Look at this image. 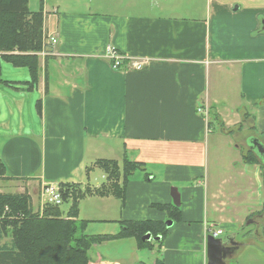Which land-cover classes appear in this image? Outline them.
Instances as JSON below:
<instances>
[{"label":"crops","instance_id":"0c3cea01","mask_svg":"<svg viewBox=\"0 0 264 264\" xmlns=\"http://www.w3.org/2000/svg\"><path fill=\"white\" fill-rule=\"evenodd\" d=\"M42 13L47 44L45 55L38 56V83L31 91L8 87L17 109L10 120L0 112V160L6 170L0 194L28 196L36 213L43 184L98 188L105 174L94 163L120 164L127 157L144 165V179L131 175L118 220L94 222H116L120 228L150 210L154 218L143 220L172 222L162 242L154 241L162 264H207L206 237L214 231L232 247L223 264H239V255L252 244L250 234L264 245L258 174L264 161L247 144L253 138L264 147V0H43ZM51 37L54 45L48 43ZM107 46L147 62L139 71L112 70ZM25 92L39 95L37 119L30 122L22 120ZM214 122L223 129L214 144L231 158L228 174L213 168L216 188L209 190L202 181ZM245 126L249 133L242 137ZM244 149L257 159L251 170L242 160ZM198 177L196 186H189ZM174 183L178 221L153 208L173 205ZM246 189L255 195V207L244 205L252 200ZM252 214L258 218L252 220Z\"/></svg>","mask_w":264,"mask_h":264},{"label":"trees","instance_id":"16d2710c","mask_svg":"<svg viewBox=\"0 0 264 264\" xmlns=\"http://www.w3.org/2000/svg\"><path fill=\"white\" fill-rule=\"evenodd\" d=\"M39 10L31 12L28 0H0V60L15 68H25L29 80L20 83L31 91L39 79L37 53L43 44V13L40 0ZM0 84L10 86L0 79ZM249 165L257 164L254 154L242 157ZM94 166L102 170L105 181L98 188L78 185H59L62 203L70 201V208L63 216L59 206H45L34 213L30 199L21 194H0V264H89L88 252L97 244L114 240L132 238L139 250H150L154 241H142L146 234L152 238H165L168 228L162 221L141 220L123 221L120 231L115 235L76 237L78 229L82 232L87 221L78 220V202L87 196H113L125 201V190L129 177L144 165L123 157L121 163L114 160H97ZM89 168L86 169L88 175ZM5 166L0 160V177L5 175ZM261 183L264 188V166L261 170ZM165 211L169 220L178 221L180 211L174 205H153ZM8 240L1 244V240ZM157 263L162 262L157 259Z\"/></svg>","mask_w":264,"mask_h":264},{"label":"rangeland","instance_id":"374dc122","mask_svg":"<svg viewBox=\"0 0 264 264\" xmlns=\"http://www.w3.org/2000/svg\"><path fill=\"white\" fill-rule=\"evenodd\" d=\"M40 0H29V8L32 11L38 10L40 6ZM43 49L40 50V52L37 53V56L42 57ZM41 54V55H39ZM0 79L2 81H6L10 84V86H5L4 84H0V112L3 114L4 119L10 120V113L12 112V108L17 109L16 106H13L12 103H10L11 99L9 95L10 93H15L11 90V88H23V86L20 83L27 82L29 78V73L25 68H15L9 63L4 62L3 60H0ZM25 95H28L27 99L23 102V116L22 120L25 122H30L31 119L36 118V110H35V102L38 100L39 95L36 94V92H31L30 94H27L25 92ZM16 112V111H14ZM37 119V118H36ZM20 120V116L17 113L15 116V122H18ZM210 149L211 152L209 154V168L207 170V175L202 181V187L209 186V190L212 188H216L215 186H212L211 184L214 183L213 180V171L216 174L217 172L213 169L216 167L219 171V174L229 173L228 168L226 166L230 163L229 159L231 158V153H229L227 150H224L222 145L219 144V148L216 147V144H214V139H218V137L222 134L221 131H223L222 128H220V125L218 122H214L212 126L210 127ZM249 133L247 127L245 126L240 134V136L244 137ZM230 140H234V138H229ZM219 141V140H217ZM247 144L249 146V139L247 141ZM254 144V143H253ZM230 152L234 153L233 149L231 148L229 150ZM248 150L244 149L242 151V157H247ZM257 160V159H256ZM226 168V169H225ZM253 165L247 164L246 169L251 170L253 169ZM261 170L260 168L258 174L260 173L261 177ZM135 174L141 175L143 178V172L141 170L135 171ZM258 174L252 175L254 177H258ZM133 176V175H132ZM132 176L129 178V181H133ZM249 177H251L250 173L248 174ZM106 178V176H105ZM144 179V178H143ZM196 180H201V177H198L195 179V181H191L189 183V186L195 187ZM157 181H159V178L157 177L154 181V185L150 186L151 188H156ZM261 181V179H260ZM209 183V185H207ZM262 184V183H261ZM88 186V185H86ZM85 186V187H86ZM179 184H172L169 187V191L171 189H177ZM89 187V186H88ZM231 187V186H230ZM84 188V187H83ZM82 188V190H83ZM91 188V187H90ZM232 188V187H231ZM264 189V188H263ZM246 189L244 190L245 193H249L251 195L252 200L249 203L244 204L245 206L249 207H255L257 205V200L255 195H252L250 191ZM41 192V189H40ZM40 194V193H39ZM87 196L85 200H83L80 205H78V211L80 214V220L89 221L87 223V226L85 227V230L82 232L80 229H78L76 237H80L82 234L87 236H99V235H115L120 231L119 224L112 223V222H94L96 220H107V221H114L118 220V212L117 208L121 205V201L117 198H114L113 196L110 200L107 199L105 202L99 200V199H93L89 200ZM98 197V196H95ZM135 195L133 196L134 199ZM132 198V197H131ZM264 202V196H263ZM104 200V199H103ZM171 202H173L171 200ZM261 202V203H262ZM134 203V202H133ZM243 201L236 202V207L238 208V211H242L244 209ZM107 205V206H105ZM230 206V205H229ZM60 207V210L68 213V210L70 208V201L62 203ZM229 209V207H227ZM67 211V212H66ZM150 210L149 214L142 215L141 217H135V218H154L153 213ZM250 215V210H249ZM144 216V217H143ZM229 217H231L230 213L228 214ZM258 218V216L252 214L251 219L255 220ZM144 219V220H145ZM258 220V219H257ZM139 221H141L139 219ZM247 226L245 225V229ZM252 227V226H251ZM248 230V229H247ZM252 231L254 229L252 228ZM226 228H223L222 237H226ZM244 234H247V231H245ZM254 234V233H253ZM253 234H250L249 240H251L252 244H249V248L245 249L240 255H239V264H264V245L261 244L256 238L253 237ZM8 241V240H7ZM88 258H89V264H107V263H114L119 262L120 264H152L153 261L157 259H161L160 253H158L156 246L152 250L142 249L139 250L135 247V241L132 238L124 239V240H114L109 242H103L101 244L94 245L88 252ZM233 264V263H232Z\"/></svg>","mask_w":264,"mask_h":264},{"label":"built area","instance_id":"2783aa9c","mask_svg":"<svg viewBox=\"0 0 264 264\" xmlns=\"http://www.w3.org/2000/svg\"><path fill=\"white\" fill-rule=\"evenodd\" d=\"M48 43L51 45H54L56 43V39L49 38ZM46 42L43 40L42 44V55L44 56L46 51H44ZM41 55V54H40ZM105 59L109 62V65L112 70L119 71L124 69L125 67L133 70V71H139L143 68L145 65L146 60L143 59H132L130 57H127L125 55L120 54L114 47L107 46L105 49ZM198 113L203 114L204 116L207 115L206 109L203 110L202 108L197 110ZM62 204V198H61V192L58 185L54 184H43L41 186V192H40V211L47 206H61ZM209 235H213L214 237H217L219 235V232H211ZM110 264V263H107Z\"/></svg>","mask_w":264,"mask_h":264},{"label":"water","instance_id":"95a60500","mask_svg":"<svg viewBox=\"0 0 264 264\" xmlns=\"http://www.w3.org/2000/svg\"><path fill=\"white\" fill-rule=\"evenodd\" d=\"M254 143V144H253ZM253 152L260 157V160L264 161V147L253 138L249 139V146ZM172 204L175 207H179V194L176 189H171ZM172 222H166L165 226L170 227ZM159 241L160 237L152 238L150 234H146L142 241ZM232 247L227 242H223L222 239L216 238L213 235L206 237V256L207 264H223V260L230 255Z\"/></svg>","mask_w":264,"mask_h":264}]
</instances>
